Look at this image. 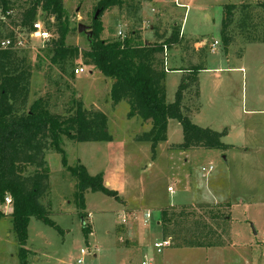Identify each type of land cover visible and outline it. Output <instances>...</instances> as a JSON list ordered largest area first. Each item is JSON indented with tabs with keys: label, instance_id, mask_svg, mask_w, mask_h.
Instances as JSON below:
<instances>
[{
	"label": "rangeland",
	"instance_id": "374dc122",
	"mask_svg": "<svg viewBox=\"0 0 264 264\" xmlns=\"http://www.w3.org/2000/svg\"><path fill=\"white\" fill-rule=\"evenodd\" d=\"M11 1L14 8L27 2ZM262 1L123 0L121 8L114 7L101 16L100 37L104 39L123 38L130 28L137 29L142 39L153 44L163 43L171 34L178 36L176 42L163 47L164 62L170 68L162 81L164 101H174L181 83L183 74L174 67L199 68V111L191 121L223 132L220 140L224 148L178 150L175 145L182 142V128L175 119H169L167 141L158 143L153 156L149 142L135 139L150 124L129 116L125 100L113 102L112 80L82 56L88 42L81 32H71L66 38L67 45L78 47L79 55L67 59L65 65L51 63L52 53L35 38L19 50L31 69L29 103L41 97L53 115L67 117L75 109L74 98L84 108L94 107L106 115L107 140L78 142L63 136L61 147L69 165L81 163L91 175L102 172L117 186L123 181L127 207L135 208L139 215L138 224L131 226L123 198L115 199L99 191H86L83 209L80 208L76 177L61 165L60 154L50 147L44 157L48 188L39 201L59 229L36 217L29 218L27 264H140L144 252L150 253L154 242L161 238L152 241L149 236L142 241L149 249L141 250L131 241L126 243L128 238L122 232L137 227L138 231H146L141 228L143 211H154L159 206H164L172 217L167 233L173 238L190 234L197 223L205 241L219 242L202 251L183 250L181 263L264 264V42H246L234 35V40L224 46L220 33L226 4ZM96 2L63 0L71 25L82 23L88 27ZM254 13L263 35V8L257 7ZM42 17L38 10L37 18ZM1 21L0 17V24ZM215 40L217 44L212 48ZM79 66L84 71L71 76ZM209 165L213 167L205 174L202 169L208 170ZM19 170L29 174L34 168ZM185 185L195 193L201 185L213 189L223 200H199L197 194H191L188 200L193 205L168 206L184 198ZM0 209L9 212L11 205L4 202ZM155 214L147 226L159 234ZM122 218L126 221L122 222ZM84 222L91 228L87 236L82 231ZM203 224L208 227L203 228ZM18 247L10 217L1 216L0 264H20ZM172 250L175 251L173 247Z\"/></svg>",
	"mask_w": 264,
	"mask_h": 264
},
{
	"label": "trees",
	"instance_id": "16d2710c",
	"mask_svg": "<svg viewBox=\"0 0 264 264\" xmlns=\"http://www.w3.org/2000/svg\"><path fill=\"white\" fill-rule=\"evenodd\" d=\"M122 5L123 0H97L93 5L87 28L91 34L81 32L88 42L82 56L112 80L113 102L125 100L129 105V116H137L142 122L150 124L149 130L136 135L135 139L149 142L154 156L158 143L167 139L168 120L175 119L181 125L183 134L182 142L175 145L178 150L224 148L220 140L223 132L198 126L191 121V116L199 111L196 76L199 68H184L174 101H164L162 81L167 68L163 47H166V43L176 42L177 35L171 34L163 43L154 44L142 39L135 28L128 29L123 38L100 37L103 30L101 16ZM257 7H262L264 11V2L226 4L220 26L224 46L234 40V35H240L246 42H264V20L263 35L258 31L260 23L255 20ZM38 10L43 14L41 19L37 18ZM0 17V39L13 40L17 36H27L32 23L39 19L50 34V39L44 45L52 53L51 63L65 65L67 59L79 55L77 46L66 44L69 33L78 31V27L71 25L63 0H27L16 8L11 0H0ZM160 54L164 57H160ZM71 76H74L73 71ZM30 79V65L19 50L0 48V204L4 203L5 197L11 201V210L4 213L0 209V217L6 215L11 219L19 244L20 264H27L29 250L25 244L30 217L59 229L48 218L45 207L39 201L48 188L49 176L44 159L48 148L52 147L60 154L61 165L76 177L75 193L80 208L83 209L84 193L88 190L119 199L117 191L105 185L102 172L91 175L81 163L69 165L61 147L63 136L78 142L107 140L106 115L94 107L84 108L81 101L74 98L73 113L67 117L53 115L41 97L29 103ZM27 166H33V172H20L21 167ZM161 217L166 226L172 218L164 209L161 210ZM206 227L208 225L203 224V228ZM82 231L87 236L91 228L84 222ZM199 233L202 231L196 223L193 232L172 240L177 246H211L219 243L208 242L209 239L205 241L204 234ZM164 234L171 235L167 233V228Z\"/></svg>",
	"mask_w": 264,
	"mask_h": 264
},
{
	"label": "crops",
	"instance_id": "0c3cea01",
	"mask_svg": "<svg viewBox=\"0 0 264 264\" xmlns=\"http://www.w3.org/2000/svg\"><path fill=\"white\" fill-rule=\"evenodd\" d=\"M180 55L182 56L184 54H180ZM166 68H167V70H170V68L167 67V65H166ZM183 69H184V67H182V66H176V67L173 68V70H176L181 75L184 73ZM166 141H167V139H166ZM201 175L203 176L204 174L202 173ZM104 182H105V185L108 188L117 191L118 197L119 198H123V200L125 201L124 202L125 205H126L125 206V208H126L125 210H127L130 213V215H131V221L129 222L130 224H132L131 226L134 225V222L138 224V222L136 220H137L139 215L137 214L135 208L132 209L130 207H127L128 203H127L126 199L124 198L125 197V195H124L125 194V191H124V187L125 186H124L123 181L121 183V186H117V184L111 178L104 176ZM199 189L200 190L197 189L198 191L195 193L192 189H190L188 186L185 185L183 187V190H182V193H184V194H182V195H184V198L181 197V200L179 198V200H176L175 202H173V204H169L168 206H170V207H173V206L184 207V206L193 205L194 203L190 202L191 200H188L189 196L192 197L191 194H197L196 196H197V199H199V200L200 199H208V198L215 200L214 202L218 201L219 198H221L223 200V197L221 195H219V194H216L213 189H210V188L207 189L206 187L204 188L202 185H201V187H199ZM192 192H194V193H192ZM194 198H195V196H194ZM156 209H158V210H156ZM162 209H164V206H159L158 208H155V210L157 212L160 211V212H158L157 215L155 214L156 211L152 210L153 211V215L155 214V216H157V219L154 220V221L156 222V227H159V229H160L159 234H157L158 231L154 230L152 227H150L148 229L149 226H147V224H149V222H151V221H149L147 224H145V225L142 224L141 225V228H147L146 231H138V227L136 228V230L131 229V228L128 229V230H126V229L123 230L122 234L125 235L124 238H128L126 243H128V241H131L132 243L137 244L136 245L137 247H141V250H145V249L148 250L149 249L148 248L149 245H147V244H145L143 242H145L146 239L149 238V236L151 237V238H149L150 240L155 241V240H157L159 238L162 239L163 237L169 235V234H167V235L164 234V230H166L167 226H166V224L164 223V221L162 220V217H161V210ZM4 213H8V212L6 211ZM89 215H90V213L88 212L87 216L89 217ZM153 215L150 217L151 219L153 218ZM151 219H149V220H151ZM152 235H154V237H152ZM172 238H173V236H172ZM172 247H173V249H175V251L172 250ZM209 247H211V246H177V245L175 246V244L173 243V240H172V244L165 248V249H167V248L170 249L171 248L170 249L171 251H164L165 249H163V251L160 252L161 255L158 256V255H156L154 249H152L150 253H149V250H148V251L144 252L143 259H145V258L149 259L152 262V264H186V263H183V262L181 263L179 261V258L183 255V253H182V252H184L183 250L195 249V250H201L202 251V249H206V248H209ZM198 252L202 253L200 251H198Z\"/></svg>",
	"mask_w": 264,
	"mask_h": 264
},
{
	"label": "built area",
	"instance_id": "2783aa9c",
	"mask_svg": "<svg viewBox=\"0 0 264 264\" xmlns=\"http://www.w3.org/2000/svg\"><path fill=\"white\" fill-rule=\"evenodd\" d=\"M120 34V32H119ZM37 39L40 40L42 42V45L45 44L46 41H48L50 39V34L49 32L44 28L43 22L39 19H37L36 21H34L32 23V27L30 29V31L27 33V36H23V38L17 36L15 39H10V38H4V39H0V48H13L16 50H20L22 48H24L25 46L29 45L30 41L32 39ZM217 44V41L215 40L213 42L212 48L214 45ZM84 71L83 67H75L74 68V74H79L81 72ZM212 169V166L209 165L208 166V170L206 169H202L203 171H205L204 173L207 174L210 170ZM4 202L6 204H10V198L9 197H5ZM153 215V211L151 209L145 210L143 211V224H147L150 217ZM126 219L122 218V222H125ZM172 244V236L171 235H167L165 237H163L162 239L155 241L153 244V248L156 252L160 253L163 251V249H165L166 247L170 246ZM82 253H84V251H81ZM77 262H80V260H77ZM140 264H152V262L145 258L141 261Z\"/></svg>",
	"mask_w": 264,
	"mask_h": 264
},
{
	"label": "water",
	"instance_id": "95a60500",
	"mask_svg": "<svg viewBox=\"0 0 264 264\" xmlns=\"http://www.w3.org/2000/svg\"><path fill=\"white\" fill-rule=\"evenodd\" d=\"M77 27H78V32L86 31V34H87V35H90V34H91L90 31H87V28H88V27H87L86 25H84V24H82V23H78Z\"/></svg>",
	"mask_w": 264,
	"mask_h": 264
}]
</instances>
